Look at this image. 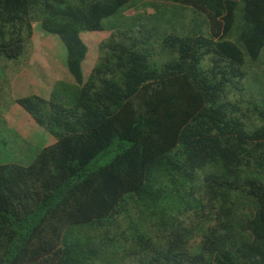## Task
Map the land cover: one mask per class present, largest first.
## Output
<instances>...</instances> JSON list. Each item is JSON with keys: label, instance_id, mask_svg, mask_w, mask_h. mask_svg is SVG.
<instances>
[{"label": "trees", "instance_id": "trees-1", "mask_svg": "<svg viewBox=\"0 0 264 264\" xmlns=\"http://www.w3.org/2000/svg\"><path fill=\"white\" fill-rule=\"evenodd\" d=\"M34 19L74 80L15 98L53 140L0 161V264H264V0H0Z\"/></svg>", "mask_w": 264, "mask_h": 264}, {"label": "rangeland", "instance_id": "rangeland-1", "mask_svg": "<svg viewBox=\"0 0 264 264\" xmlns=\"http://www.w3.org/2000/svg\"><path fill=\"white\" fill-rule=\"evenodd\" d=\"M105 32L102 29L80 32L86 45L81 61L83 77L95 59L97 42ZM13 39L21 41V52L10 57L0 55V161L26 163L40 146L53 140V135L34 121L15 98L29 93L48 96L56 83L74 79L66 68L62 41L56 33L42 28L38 20L31 21L29 33L25 25L13 33H0V43Z\"/></svg>", "mask_w": 264, "mask_h": 264}]
</instances>
